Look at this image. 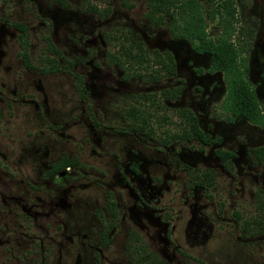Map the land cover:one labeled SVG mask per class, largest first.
Listing matches in <instances>:
<instances>
[{
  "label": "rangeland",
  "instance_id": "rangeland-1",
  "mask_svg": "<svg viewBox=\"0 0 264 264\" xmlns=\"http://www.w3.org/2000/svg\"><path fill=\"white\" fill-rule=\"evenodd\" d=\"M233 2L264 109V0ZM148 3L0 0V264H264V128L228 119L221 74ZM138 45L147 62L125 55Z\"/></svg>",
  "mask_w": 264,
  "mask_h": 264
},
{
  "label": "trees",
  "instance_id": "trees-1",
  "mask_svg": "<svg viewBox=\"0 0 264 264\" xmlns=\"http://www.w3.org/2000/svg\"><path fill=\"white\" fill-rule=\"evenodd\" d=\"M59 3L61 0H56ZM146 18L156 26L166 24L171 36L175 39L187 40L191 49L199 54H205L209 58L210 71H219L225 84V96L221 103V109L232 116L241 117L250 123L264 126V111L259 105L255 92L245 78L246 65L241 57V48L235 39L236 33V10L233 0H149ZM208 23L216 24L218 33L212 38L207 30ZM21 34L25 33L21 25H16ZM49 49L56 51L51 42ZM149 50L141 45L136 51L126 50L128 58L139 62H147ZM157 61L160 53L152 51ZM169 63L163 65L166 74L174 73L173 58L169 53L163 54ZM23 64L31 68L29 56L26 51L22 53ZM48 65L43 66V73L57 71V63L47 58ZM160 63V62H159ZM156 74L160 70L155 71ZM133 116H140L142 121L146 119L138 108L131 112ZM188 123V130L194 135L202 138L203 134L198 129L195 118L191 113H182ZM256 159L264 163V146L253 150ZM218 157L225 162L232 156L229 152L217 150ZM73 160L57 162L55 169L73 165ZM205 173L207 181H211V175Z\"/></svg>",
  "mask_w": 264,
  "mask_h": 264
},
{
  "label": "flooded vegetation",
  "instance_id": "flooded-vegetation-1",
  "mask_svg": "<svg viewBox=\"0 0 264 264\" xmlns=\"http://www.w3.org/2000/svg\"><path fill=\"white\" fill-rule=\"evenodd\" d=\"M190 49H191V46H190ZM191 51L193 52V54H195V55H197V56H206V57H208L207 55H205V54H199V53H196L195 51H193L192 49H191ZM209 59V58H208ZM245 65H246V63H245ZM209 67H210V63L208 64V67H207V72L208 73H215V72H219V71H210L209 70ZM195 70V72H199L200 70H196V69H194ZM246 72H247V65H246V70H245V78L248 80V78L246 77ZM220 74H221V72H219ZM221 76H222V74H221ZM263 83H264V74H262V76H261V79H260ZM222 82H223V85H224V96H225V84H224V81H223V77H222ZM248 82L250 83V85H251V87H252V89L254 90V92H255V95H256V98H257V100H258V102H259V99H258V95H257V90L252 86V84H251V82L248 80ZM264 85V84H263ZM174 91H176V93H179V89L177 88L176 90H174ZM224 96H223V98H224ZM223 100V99H222ZM221 103H222V101H221ZM221 103H220V107H221ZM259 105H260V103H259ZM260 107H261V105H260ZM262 108V107H261ZM222 110V109H221ZM262 110L264 111V109L262 108ZM223 111V110H222ZM224 112V111H223ZM225 113H228V112H225ZM229 115H228V119H230V120H232L235 116H232L230 113H228ZM235 118H240V119H242V120H245V119H243V118H241V117H235ZM245 121H247V120H245ZM247 122H249V121H247ZM250 123V122H249ZM253 124V123H252ZM255 125H257V124H255ZM258 126H260V125H258ZM260 127H262V128H264V126H260ZM217 151V150H216ZM216 151H215V154H216ZM216 156L218 157V155L216 154ZM233 156V155H232ZM231 156V157H232ZM221 161H222V159L220 158V157H218ZM230 158V157H229ZM65 159H63V160H60V161H56V162H54L52 165H51V171H53V172H58V171H61V170H63V169H65V168H68V167H70V166H72V165H68V166H65V167H63V168H60V169H55L54 168V166H56L55 164L57 163V162H62V161H64ZM67 160H69V159H67ZM227 161V160H226ZM225 161V162H226ZM223 162V161H222ZM224 163V162H223Z\"/></svg>",
  "mask_w": 264,
  "mask_h": 264
}]
</instances>
